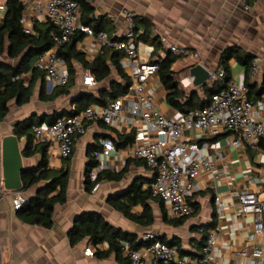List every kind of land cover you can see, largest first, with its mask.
<instances>
[{"label": "crops", "instance_id": "0c3cea01", "mask_svg": "<svg viewBox=\"0 0 264 264\" xmlns=\"http://www.w3.org/2000/svg\"><path fill=\"white\" fill-rule=\"evenodd\" d=\"M26 1L28 4L24 3L26 6L24 14L28 17V26L33 30L36 23L45 20L38 15L31 4L38 2L45 7L49 0ZM92 4L95 8L94 22L101 23L103 30L111 38L121 39L127 32L129 21L123 13V10L127 9L137 14L140 33L145 29L150 30L153 36L159 38L163 47H166L163 38L168 43L185 47L187 52L173 64V70L176 71V79L187 92L198 90L204 96L202 86H195L193 79L189 78V69L200 63L209 70H216L223 65L221 61L224 51L233 46H238L251 54L253 60L247 77L246 64L241 63L237 57H232L228 62L231 80L245 85L251 84L254 95L264 85V0H94ZM92 44L93 38L86 34L78 43V48L84 52V48ZM194 52H198L200 58L194 59L192 57ZM256 61L259 70L254 74L253 65ZM0 62L16 65L18 60L4 55L0 57ZM83 70L84 68L78 65L75 87L70 96H65L66 99L60 97L53 102L42 101L39 97L42 81H39L29 103L19 106L15 100L11 101L9 113L3 121H0L1 138L14 134V124L17 121L34 113L39 115L50 113L49 108L45 106L49 103L57 104L53 106V112L74 109L73 97L82 91L98 94L100 89L108 87L112 78L116 77L114 73L113 77L105 82L85 85L84 76L87 69ZM123 70L128 75L124 68ZM21 78L28 82L30 77L28 74H23ZM146 91L155 94L161 111L167 117L179 115V111L173 109L166 101L167 91L162 85L159 73L146 84ZM46 92H51L47 78ZM95 105L97 104L92 106ZM256 105L257 108L264 110V94ZM118 134L126 135L131 132L127 128H117L103 122L90 123L86 133L77 140L69 161L57 153H49L50 169L60 170L69 167L70 170L67 199L56 206L52 227L46 228L23 221L14 208L13 191L7 190L0 200L2 264H121L115 255L106 258L97 256V251L105 252L109 248L107 242L95 244L89 238L76 244L71 242L69 232L77 216L86 212H99L115 226L129 233L138 234L140 237L148 232H156L168 240L179 238L184 249L191 251H197L194 239L198 236L197 231L200 228L210 230L221 226L216 252L225 261H243L241 251L251 249L254 245L264 247L263 237H251L253 217L241 214L238 202V193L244 190L254 191L264 199V138L256 144L244 142L242 147H234L228 146L226 137H222L219 143L226 155L225 161L230 163L228 172L230 178L203 175L200 181L203 190L194 193L190 198L191 203L197 207L184 224L178 226L170 224L164 219V214L167 219H171L167 216L165 204V210L162 211L159 204L153 202L156 221L152 226H143L126 218L109 203L112 194L124 191L137 179L146 181L153 178V172L141 160L129 158L125 165H121L122 160L128 155V147L116 148V152L108 153L103 146L105 161L110 166L107 170L120 172L127 167L123 179L104 180L96 192L93 190L89 192L86 189L85 167L88 161V147L93 143L110 139L109 135L117 137ZM188 134L190 135L189 132ZM20 145L23 148L25 142L20 141ZM207 151L212 152L211 149ZM23 159L26 167H33L40 163L42 156L36 154ZM116 165L121 166L119 171L115 170ZM0 177L3 181L1 164ZM44 184L34 185L26 191H21L23 197L30 198L36 195ZM216 191L227 201L222 214L216 210L214 202ZM143 210L141 205H137L133 207L132 212L140 214ZM112 215L116 219H113ZM185 230L188 232L187 236Z\"/></svg>", "mask_w": 264, "mask_h": 264}, {"label": "built area", "instance_id": "2783aa9c", "mask_svg": "<svg viewBox=\"0 0 264 264\" xmlns=\"http://www.w3.org/2000/svg\"><path fill=\"white\" fill-rule=\"evenodd\" d=\"M28 4L26 0H21ZM92 3L94 0H87ZM7 0H0V12L6 10ZM38 15L50 21L59 33L55 36V46L42 54L36 66L46 74L48 87L51 91L57 86L69 82L70 72L67 62L59 56V50L71 41L77 31H83L93 38V44L84 48L88 60L95 58L105 47L123 54L120 61L131 79L129 91L110 100L106 105L90 106L75 115L59 117L53 124L42 123L34 127L37 143H47L50 154L57 153L62 158L73 154L77 140L83 136L90 123L103 122L117 128H127L134 134L132 144L128 146L127 159L143 161L153 172V181L146 184L153 197L161 198L167 209V216L179 219L191 216L195 208L190 198L194 193L203 190L200 182L203 175L215 178H230V163L225 161L226 155L221 150L219 141L210 139L228 133V146L242 147L244 142L258 143L264 138V110L257 108L249 95V87L236 81H230L221 92L212 96L211 103L204 108L179 112L177 117L169 118L160 109L157 97L146 91V84L160 71L158 58H164L167 51L184 55L187 49L162 39L164 46L156 51L153 45L140 40V32L136 29L137 14L131 10H123L129 21V28L121 39L111 38L107 32H94L82 22L81 5L76 0H49L45 7L38 2L32 3ZM27 33L32 32L28 26V17L23 16ZM194 59L200 58L198 52L192 54ZM258 61L254 62L253 73L258 72ZM226 68L222 65L209 71V81L222 79L226 76ZM18 76L16 79H19ZM97 80L90 69L84 76L85 85H95ZM51 85V86H50ZM261 105V103H260ZM190 133V135L188 134ZM106 152H116L113 140L101 141ZM211 149L209 153L207 150ZM100 163L90 177L98 179L99 174L110 166L105 161V152L96 153ZM120 165L115 170H120ZM101 186L97 182L93 188L96 192ZM7 189L3 187L0 200ZM13 205L17 211L24 204L20 190L13 191ZM214 202L219 214L227 206L226 199L216 191ZM239 211L244 216L253 217L252 238H264V199L254 191L244 190L238 193ZM221 226L208 231L206 245L201 256L181 255L178 246L167 244L159 239V233L148 232L142 240L148 244L138 250L131 249L125 243L126 256L131 264H264V247L252 246L241 251L244 258L240 262L225 261L217 255L216 246ZM3 262V247L0 237V264Z\"/></svg>", "mask_w": 264, "mask_h": 264}, {"label": "trees", "instance_id": "16d2710c", "mask_svg": "<svg viewBox=\"0 0 264 264\" xmlns=\"http://www.w3.org/2000/svg\"><path fill=\"white\" fill-rule=\"evenodd\" d=\"M76 1L81 5L83 24L91 27L96 33L104 31L102 24L99 22L95 23L93 20L95 12L93 4L87 0ZM25 9L26 6L23 1L7 0L6 10L0 13V57L7 55L10 59L18 60L16 65L0 62V121H3L9 113L11 101L15 100L19 106L31 101L35 87L39 81H42L39 96L42 101L53 102L60 97L70 96L77 81L78 65L82 66L84 70L90 69L98 82H105L113 77L114 73L116 74V77L112 78L109 86L100 89L98 94L82 91L73 97L72 104L75 105L74 109H63L62 111H54L42 115L34 113L14 124L13 133L18 137L19 141L25 142L22 148V156L25 158L33 157L36 154L42 156L37 166L26 167L22 171L23 187L20 191H26L34 185L45 183L36 195L30 198L24 197V204L17 210V213L23 221L29 224H38L50 228L54 224L56 206L64 203L67 199L70 170L69 167L61 168L60 170L49 168L48 144L36 142L34 127L42 123L53 124L61 116L79 114L94 104L106 105L110 100L129 91L131 79L124 72L120 64L123 54L109 47L103 48L94 59L88 60L85 53L78 48V43L86 35L85 32L79 30L73 35L71 41L59 50V56L66 60L69 68V82L64 86H57L50 93H47L46 74L36 66V62L42 54L55 46L54 38L59 31L52 22L45 21L36 23L32 32L27 33L23 23ZM138 21L139 18L137 16L136 29L139 32ZM143 21L147 23L145 19ZM139 39L153 45L156 51L163 48L159 38L153 36L148 29H145L140 34ZM181 57L182 55L167 51L164 58L160 57L156 61L160 64V79L167 91L166 101L173 109L182 113L188 112L191 109L208 106L211 103L212 96L227 87L231 81L228 62L232 57H237L241 63L246 64L248 70L247 77L249 76L251 61L253 60L251 54L238 46L226 49L221 61L226 68V76L214 81L208 80L201 87L204 93V96H202L198 90L187 92L176 79V71L173 70V64ZM23 74L29 75L28 82L21 77L16 79ZM247 86L249 87L251 100L256 103L264 94V85L255 95L252 85L247 84ZM227 135L228 133L220 134L207 140H201L200 143L204 141L216 142ZM109 137L114 141L117 149L127 148L134 140L133 133L126 135L118 134L117 137L109 135ZM1 140L0 136V144ZM102 150L103 145L99 142L91 144L87 150L88 161L85 167V184L89 192L93 190L97 182L122 180L127 171V167L120 172L106 169L99 174L96 181H92L90 173L100 163L96 153ZM70 159L71 156L66 158L68 161ZM151 181H153V178L146 181L137 179L124 191L112 194L109 197V203L129 220L143 226H152L156 221L153 202H157L162 211L165 209L164 201L161 198L153 197L150 189L145 187ZM2 187L3 181L0 177V192ZM137 205H141L144 209L140 214L132 212L133 207ZM194 207L196 209L197 205ZM187 218L167 219L164 214V219L175 226L184 224ZM208 231L209 228L204 227L197 231L199 234L194 239L197 251L184 249L182 241L179 238L168 240L166 237L159 235V239L167 244L178 246L181 255L199 257L206 245ZM69 237L73 244L85 238H89L95 244L107 242L109 248L105 252L97 251V256L106 258L115 255L117 261L121 264H131L129 258L125 255V243H129L133 250H138L148 244L138 234L129 233L121 227L115 226L99 212H86L78 215L73 228L69 232Z\"/></svg>", "mask_w": 264, "mask_h": 264}, {"label": "water", "instance_id": "95a60500", "mask_svg": "<svg viewBox=\"0 0 264 264\" xmlns=\"http://www.w3.org/2000/svg\"><path fill=\"white\" fill-rule=\"evenodd\" d=\"M209 71L203 64H195L189 69V78L193 79L195 86H202L209 79ZM0 152L4 187L10 191L22 189V171L26 166L18 137L15 134L4 136Z\"/></svg>", "mask_w": 264, "mask_h": 264}, {"label": "rangeland", "instance_id": "374dc122", "mask_svg": "<svg viewBox=\"0 0 264 264\" xmlns=\"http://www.w3.org/2000/svg\"><path fill=\"white\" fill-rule=\"evenodd\" d=\"M63 98L66 99L67 97H63ZM55 105H57V104H56V103H49V104H47V105H45V106H46L47 109L49 108V111H50V113H51V112H53L52 109H53V106H55ZM60 109H61V108H60ZM156 206H157V205H156ZM112 218H113V219H116L113 215H112ZM112 218H111V219H112ZM111 221H112V220H111ZM186 234H188V232L185 230V235H186ZM186 236H187V235H186ZM185 238H186V237H185ZM186 239H187V238H186Z\"/></svg>", "mask_w": 264, "mask_h": 264}]
</instances>
